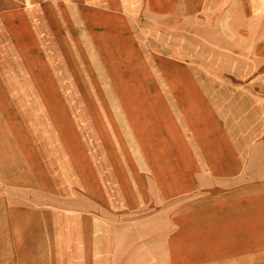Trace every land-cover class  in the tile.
Segmentation results:
<instances>
[{
    "label": "crops",
    "instance_id": "0c3cea01",
    "mask_svg": "<svg viewBox=\"0 0 264 264\" xmlns=\"http://www.w3.org/2000/svg\"><path fill=\"white\" fill-rule=\"evenodd\" d=\"M0 264H264V0H0Z\"/></svg>",
    "mask_w": 264,
    "mask_h": 264
}]
</instances>
